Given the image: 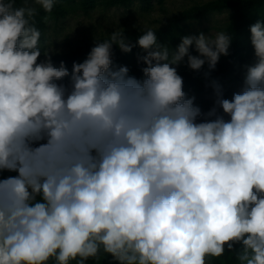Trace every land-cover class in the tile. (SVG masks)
I'll list each match as a JSON object with an SVG mask.
<instances>
[{
  "label": "clouds",
  "instance_id": "9594fccd",
  "mask_svg": "<svg viewBox=\"0 0 264 264\" xmlns=\"http://www.w3.org/2000/svg\"><path fill=\"white\" fill-rule=\"evenodd\" d=\"M34 3L51 13L56 0ZM36 14L0 0V264H85L101 251L115 264H208L226 250L264 264V20L250 26L243 89L227 99L213 80L204 112L178 67L209 76L228 33L173 50L152 28L135 43L113 31L69 72L41 51ZM114 45L143 49V79L114 64Z\"/></svg>",
  "mask_w": 264,
  "mask_h": 264
},
{
  "label": "rangeland",
  "instance_id": "374dc122",
  "mask_svg": "<svg viewBox=\"0 0 264 264\" xmlns=\"http://www.w3.org/2000/svg\"><path fill=\"white\" fill-rule=\"evenodd\" d=\"M81 0H71L63 5L66 16L56 17L55 11L47 12V21L44 28L43 39L40 41L41 51L51 50L52 59L56 56L67 55L79 48L93 44L96 40L108 39L113 31L136 30L140 33L145 28H152L155 32L165 30L177 22L176 27L180 34L177 40L185 35H214L216 32L224 31L231 35L241 32L247 33L244 39L243 50L237 51L236 69L240 72L239 77L244 80L247 66L256 62L254 49L251 44L250 26L259 20H264L263 6H254L248 18H241L239 12L241 4H250L261 0H235L238 7L223 8L225 0H153L149 6L135 3L130 7H112L107 5L110 0H94L92 8L85 10L81 7ZM17 7L32 6L38 12L43 9L35 5L34 0H15ZM233 44L229 49L232 50ZM193 54L198 55L195 49ZM223 56V55H222ZM45 57L42 53L40 60ZM54 63V62H53ZM55 65V64H54ZM58 83L67 84L66 81ZM210 84L197 82L186 88L187 97H195V104L207 112L215 104V95L210 91ZM243 88L237 86L232 88L234 93ZM4 176L14 173H4ZM90 264H104L108 262L105 253L101 251L98 258L87 260ZM99 261V262H98ZM208 264H238L236 257L212 258Z\"/></svg>",
  "mask_w": 264,
  "mask_h": 264
},
{
  "label": "trees",
  "instance_id": "16d2710c",
  "mask_svg": "<svg viewBox=\"0 0 264 264\" xmlns=\"http://www.w3.org/2000/svg\"><path fill=\"white\" fill-rule=\"evenodd\" d=\"M71 0H56L55 6L53 10L55 11L56 17H65L66 11L63 7L65 3L70 2ZM74 1V0H73ZM153 0H110L107 5L112 7H130L135 3H140L142 5L149 6L151 5ZM81 7L85 10H88L93 7L94 0H81ZM225 5L221 7H217L216 9L221 11L223 8H235L238 7V3L235 0H225ZM264 0L261 1H253L250 4L243 3L240 8V16L241 18H248L250 13L253 11L254 6H263ZM47 12L43 10V12H38L33 18L32 22L41 32V40L43 39L44 28L46 26L45 16ZM179 18L177 22H181ZM177 22L173 25L169 26L165 30L156 31L158 43L165 44L170 49H175L180 43L181 40H177V35L180 34L179 30L176 27ZM142 33L136 30L125 31V35L135 43L139 36ZM247 37V33L241 32L239 34H235L233 37V48L229 51V55L221 56L220 60L216 66V69L210 73L209 76H206L205 73L208 72L207 65H205L200 71H195L190 69L186 63H182L178 67V73L183 77L184 87L183 90L186 92V88L190 85H193L197 82H203V84H210L213 80L218 81L220 85H222L224 91V97L230 99L229 97L232 95L233 87H244V80L239 77V71L236 69L237 64V51L243 50L244 39ZM109 39V38H108ZM40 40V41H41ZM107 39H100L98 41H104ZM95 45V43L84 46L82 48L77 49L76 51L67 54L56 56L52 59L56 67L60 66L61 62H64L69 72H71L74 63H82L88 56L91 48ZM143 49H141L138 45L133 48L131 53H123L117 46H113V60L114 64L117 66H127L130 69V75L137 77L138 79H143L142 68L146 65L138 62V57L144 55ZM193 54V52H192ZM195 55V54H193ZM187 58H185L186 60ZM64 81L69 83V78H64ZM210 91L215 95L214 89L211 87ZM240 246L237 245V248ZM236 257L235 252H229L226 250L225 254L222 258H227L228 256ZM105 257L108 259L107 263L104 264H115L111 255L105 253ZM99 262V261H98ZM49 264H56L54 260L49 261ZM71 264H77V261H72ZM85 264H90L88 261Z\"/></svg>",
  "mask_w": 264,
  "mask_h": 264
}]
</instances>
